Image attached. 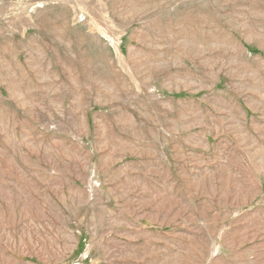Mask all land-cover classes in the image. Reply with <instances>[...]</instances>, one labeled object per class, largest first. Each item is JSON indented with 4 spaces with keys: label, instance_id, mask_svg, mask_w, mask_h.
I'll list each match as a JSON object with an SVG mask.
<instances>
[{
    "label": "rangeland",
    "instance_id": "rangeland-1",
    "mask_svg": "<svg viewBox=\"0 0 264 264\" xmlns=\"http://www.w3.org/2000/svg\"><path fill=\"white\" fill-rule=\"evenodd\" d=\"M0 264H264V0H0Z\"/></svg>",
    "mask_w": 264,
    "mask_h": 264
}]
</instances>
